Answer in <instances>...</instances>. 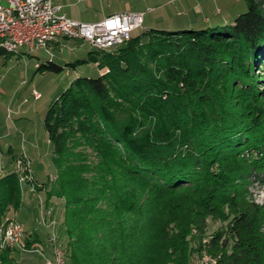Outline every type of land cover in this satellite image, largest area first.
Returning <instances> with one entry per match:
<instances>
[{
	"label": "trees",
	"instance_id": "obj_1",
	"mask_svg": "<svg viewBox=\"0 0 264 264\" xmlns=\"http://www.w3.org/2000/svg\"><path fill=\"white\" fill-rule=\"evenodd\" d=\"M244 1L230 21L142 29L38 64L103 68L75 76L43 117L65 264H192L202 250L215 264H264V199L251 193L264 185V0ZM19 188L14 172L0 177V222ZM0 257L17 264L18 251Z\"/></svg>",
	"mask_w": 264,
	"mask_h": 264
},
{
	"label": "rangeland",
	"instance_id": "obj_2",
	"mask_svg": "<svg viewBox=\"0 0 264 264\" xmlns=\"http://www.w3.org/2000/svg\"><path fill=\"white\" fill-rule=\"evenodd\" d=\"M234 8L235 12L228 18L229 21L237 13L245 11L247 5L244 1L235 2ZM166 12H169L168 8ZM166 12H164L162 21H158V23L152 22V14L154 13L147 15L139 29L142 30L149 26L165 29L168 24L167 22L171 18V15ZM88 48V44L79 48H71L67 45L56 53H52L56 57L59 56V59L55 57V62L63 66L67 61L71 62L77 59H83L86 56ZM34 55L41 57L43 53H41V50H35ZM45 55L47 58V54ZM75 65L76 69H72V67L69 69L70 67L68 65L69 68L65 67L59 72L42 71L37 70L36 58L29 56L26 52L18 59L0 53V83H5L4 90L6 92L5 94L0 92V118H2L1 120L6 125L7 130H10L11 137L16 143L14 148L18 150L15 153L12 167L15 169L13 172L18 178L20 186L18 193L21 197V204L23 201L26 209L32 212L33 217L35 219L38 218L37 222L41 217L38 196L40 195L44 200L41 204L44 207L47 206L45 196L49 186L48 183L54 178L55 174L51 146L43 126V117L47 107L75 76L80 74L95 76L97 73H102L103 69L99 68L97 63L92 62H82ZM33 90L38 91L40 97L33 98L31 95V91ZM1 157L0 153V173L3 170ZM251 193L253 199L262 202L264 199V185L256 184L252 186ZM58 201L56 199L52 203L56 204V209L53 205H49L53 206L54 216L58 210ZM19 207L20 205L13 209L12 206H9L5 216L22 220L21 216H19L22 209ZM16 212H18L19 217H16ZM217 226L218 222L210 223L208 233ZM204 237H207V235ZM42 253L43 255L38 252H21L25 256H21L20 260L18 257L17 264H44V257L51 256V249L44 247ZM205 253L213 256L211 251L205 250ZM200 254L202 252L194 258H197ZM192 264H195L194 261Z\"/></svg>",
	"mask_w": 264,
	"mask_h": 264
},
{
	"label": "built area",
	"instance_id": "obj_3",
	"mask_svg": "<svg viewBox=\"0 0 264 264\" xmlns=\"http://www.w3.org/2000/svg\"><path fill=\"white\" fill-rule=\"evenodd\" d=\"M142 22L140 11L115 12L94 22H82L68 17L52 0H0V50L10 55H18L24 47L28 52L43 50L51 59L50 43L59 38L81 40L101 51L112 50L139 34ZM32 96L38 98L40 93L33 90ZM38 199L41 212L38 225L46 231L44 239L26 242L24 224L5 216L0 222V256L7 249L43 255L44 247H48L51 256L44 257V264H65L66 251L57 236L53 207H44L40 195ZM202 241L205 244L207 238ZM201 252L194 258L195 264H215L213 256L205 250Z\"/></svg>",
	"mask_w": 264,
	"mask_h": 264
},
{
	"label": "crops",
	"instance_id": "obj_4",
	"mask_svg": "<svg viewBox=\"0 0 264 264\" xmlns=\"http://www.w3.org/2000/svg\"><path fill=\"white\" fill-rule=\"evenodd\" d=\"M56 5H59L62 11L70 18L82 21V22H94L101 19L103 16L121 12V11H140L143 12V22L145 17L149 14H152V22L158 23L162 21L164 12L168 8L169 12H166L171 15L170 21L167 23L165 29H182L190 28L203 23H212L218 20L229 21L231 14L235 12L234 3L238 2L237 0H52ZM167 7V8H164ZM220 9L219 14H214L215 8ZM156 11H158L156 13ZM206 18L208 20H206ZM148 19V18H147ZM148 21H150L148 19ZM142 22V23H143ZM148 28H155L149 26ZM147 29V28H145ZM156 29H163L157 28ZM77 43V44H76ZM87 43L82 42L81 40H71L66 38H59L50 43V49L54 53L61 50L62 47L70 46L71 48H79ZM89 50L91 47L88 44ZM25 52L29 56L36 58L37 66L39 63L43 62L46 59V53L41 50L43 55L40 57L34 55L35 51L28 52L24 47L21 52L16 56H11L8 53H4L6 56L15 57L16 59L22 57ZM45 56V57H44ZM56 55L53 54L52 60L55 61ZM56 58L59 59V56ZM65 62L64 64L68 63ZM73 62V61H71ZM63 64V65H64ZM79 64V63H78ZM69 68L68 66H65ZM71 69V67L69 68ZM72 69H76L72 68ZM4 84L0 83V92L6 93L4 90ZM32 95V91H31ZM34 98V97H33ZM2 118H0V153H1V164L3 165V170L0 173V177L8 172H13L15 169L12 167L13 159L15 158V153L18 150H15V142L11 137L10 130H7L6 125L3 124ZM7 148V149H6ZM6 149V150H5ZM22 209L21 216L22 220H16L22 222L25 226L27 235L35 232H40L43 229L38 225L37 219L34 218L32 212L29 209H26V206L20 204ZM18 212H16V217ZM36 222V223H35ZM22 255L18 252V259H21ZM18 261V260H17Z\"/></svg>",
	"mask_w": 264,
	"mask_h": 264
},
{
	"label": "water",
	"instance_id": "obj_5",
	"mask_svg": "<svg viewBox=\"0 0 264 264\" xmlns=\"http://www.w3.org/2000/svg\"><path fill=\"white\" fill-rule=\"evenodd\" d=\"M238 2H241V1H244V0H237ZM237 2V3H238ZM245 2V1H244ZM220 13V9L218 8V7H216L215 8V10H214V14H219ZM206 20H208L207 18H206Z\"/></svg>",
	"mask_w": 264,
	"mask_h": 264
}]
</instances>
